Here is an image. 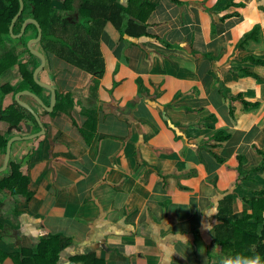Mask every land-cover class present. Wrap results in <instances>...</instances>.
I'll return each mask as SVG.
<instances>
[{"label": "crops", "instance_id": "crops-1", "mask_svg": "<svg viewBox=\"0 0 264 264\" xmlns=\"http://www.w3.org/2000/svg\"><path fill=\"white\" fill-rule=\"evenodd\" d=\"M151 1L157 37L122 38L108 23L102 75L37 45L47 58L39 79L55 88L56 106L67 102L56 114L44 106L48 89H19L21 63L34 76L41 59L11 32L0 40V135L19 138L10 162L22 165L31 192L3 204L0 264L49 235L63 246L57 264L92 255L99 264H221L222 200L234 199L236 218L253 212L264 190V0ZM55 10L73 16L66 25L80 20ZM11 110L23 119H4Z\"/></svg>", "mask_w": 264, "mask_h": 264}, {"label": "trees", "instance_id": "trees-1", "mask_svg": "<svg viewBox=\"0 0 264 264\" xmlns=\"http://www.w3.org/2000/svg\"><path fill=\"white\" fill-rule=\"evenodd\" d=\"M174 1L183 4L182 0ZM24 2V13L39 21L43 29L40 42L43 49L57 54L60 58L94 76L102 75L105 70V62L98 42L108 23H112L121 32L122 38L126 35L157 37L149 31V17L155 8L151 0H128L126 3L122 0H79L78 5L74 4V0H24ZM55 6L77 14L79 22L75 25L63 24L60 15L54 13ZM19 8V0H0V40L4 35L9 34L12 19ZM30 29L38 34L37 26L29 24L25 35ZM19 42L25 52L30 53L24 36L19 39ZM20 70L23 80L19 89L30 85L40 88L33 78L28 62L21 63ZM9 89L11 87L6 88L7 91ZM69 97L70 95L65 97L68 102ZM63 99L64 97H59L55 114L61 110L64 103L67 104ZM245 104L247 107L256 106L247 101ZM8 115H17L15 122L23 119V115L18 110L5 111L3 118L8 119ZM7 151L8 137L0 135V156L7 154ZM263 170L264 166L257 171ZM28 184L29 178L24 174L22 165L11 161L8 174L0 181V240L9 233L8 224L1 217L4 210L3 204L7 196L11 197L12 205H15L16 198L19 196L30 197ZM256 193L259 196L253 199V212H246L242 218L235 217L232 197L222 200L219 224L216 227V243L222 246V256L227 258L237 254L251 256L258 253L264 259V190ZM12 216L17 219V209L13 208ZM253 245L254 252L250 250ZM62 248L60 237L49 235L41 238L35 250L30 252L22 250L17 255H12V259L15 264H57ZM5 258L6 255L1 253L0 263L4 262ZM83 260L85 264H99L93 255L84 256Z\"/></svg>", "mask_w": 264, "mask_h": 264}, {"label": "water", "instance_id": "water-1", "mask_svg": "<svg viewBox=\"0 0 264 264\" xmlns=\"http://www.w3.org/2000/svg\"><path fill=\"white\" fill-rule=\"evenodd\" d=\"M20 2V8L18 10V12L16 13V15L14 16V18L12 19V22H11V25H10V28H9V31L14 35L16 36L17 38H21L25 35V31H26V28L29 24H34L37 26V29H38V34L35 38L31 39L28 43H27V46L30 50V52L37 56L38 58L41 59V64L36 68L35 72H34V80L36 81V83H38L40 86L48 89L50 92H51V95H52V101H51V105L50 106H46L44 105L47 110L49 112H53L55 106H56V102H57V92L55 90V88L49 84V83H45L43 81H41L39 79V72L46 66L47 64V58H46V55L36 49L34 47V44H39L42 40V37H43V29L39 23V21H37L34 17H28L26 18V20L24 21L23 23V26L20 30V32L18 34H15L14 33V25L15 23L17 22V20L21 17V15L24 13V7H25V2L24 0H19ZM29 94H31L32 96H34L42 105H43V102L41 100V98L39 97V95L35 94L34 92L32 91H25ZM32 113L33 115L35 116V118L38 120L39 124L41 125V129L42 131H44V126L43 124L41 123V120L40 118L37 116L36 112L27 104H24ZM17 139L19 138H14V139H11L8 143V151H7V155H6V162H5V165L3 168L0 169V173H4L6 171H8V167H9V164H10V160H11V150H12V144L17 141ZM21 139V138H20Z\"/></svg>", "mask_w": 264, "mask_h": 264}, {"label": "clouds", "instance_id": "clouds-1", "mask_svg": "<svg viewBox=\"0 0 264 264\" xmlns=\"http://www.w3.org/2000/svg\"><path fill=\"white\" fill-rule=\"evenodd\" d=\"M255 246H252L251 251L254 252ZM221 264H264V259L261 258L260 254L255 253L251 256H244L237 254L234 257L224 258Z\"/></svg>", "mask_w": 264, "mask_h": 264}, {"label": "rangeland", "instance_id": "rangeland-1", "mask_svg": "<svg viewBox=\"0 0 264 264\" xmlns=\"http://www.w3.org/2000/svg\"><path fill=\"white\" fill-rule=\"evenodd\" d=\"M78 2H79V0H74V4H76V5H78ZM57 12H60V11H58L57 10ZM54 13L55 14H57V15H60V14H58V13H56V10H54ZM26 17H28V14H22L21 15V17H20V20H21V22H23V20L26 18ZM60 17H61V19H62V23L63 24H68V23H70V22H68V21H73L74 20V18H73V16H70L69 15V13L67 12V13H64L63 15H60ZM21 25V24H20ZM18 30V29H17ZM9 34L12 36V34L10 33V31H9ZM27 35V34H26ZM26 35H24V37L26 38ZM37 36V34L35 35V37ZM34 37V38H35ZM26 40V39H25ZM38 44H34V47L35 48H38V46H37ZM38 84V83H37ZM39 85V84H38ZM40 86V85H39ZM42 86H40V88H41ZM42 88H44V87H42Z\"/></svg>", "mask_w": 264, "mask_h": 264}]
</instances>
